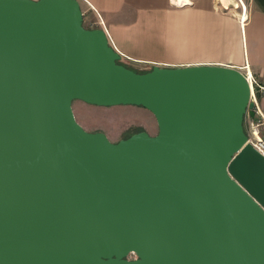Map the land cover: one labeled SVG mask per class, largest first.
<instances>
[{
    "label": "water",
    "instance_id": "95a60500",
    "mask_svg": "<svg viewBox=\"0 0 264 264\" xmlns=\"http://www.w3.org/2000/svg\"><path fill=\"white\" fill-rule=\"evenodd\" d=\"M121 59L80 0H0V264H264L244 73ZM77 99L143 106L158 133L113 142Z\"/></svg>",
    "mask_w": 264,
    "mask_h": 264
},
{
    "label": "crops",
    "instance_id": "0c3cea01",
    "mask_svg": "<svg viewBox=\"0 0 264 264\" xmlns=\"http://www.w3.org/2000/svg\"><path fill=\"white\" fill-rule=\"evenodd\" d=\"M219 1L80 0L83 12L103 21L116 49L132 62L237 69L248 64L264 84V0H249L245 22L241 9Z\"/></svg>",
    "mask_w": 264,
    "mask_h": 264
},
{
    "label": "rangeland",
    "instance_id": "374dc122",
    "mask_svg": "<svg viewBox=\"0 0 264 264\" xmlns=\"http://www.w3.org/2000/svg\"><path fill=\"white\" fill-rule=\"evenodd\" d=\"M220 1L222 3H220ZM220 1L219 3L222 7L229 8L232 11L241 9L242 13L243 8L241 0H233L232 2H228V0ZM243 1L248 6L249 0ZM89 13H86V17L84 16V25L87 28H91L90 21H96L95 14L91 13V11H89ZM129 65L138 71L143 70L141 67L145 70L150 68L147 67L146 64L132 61H130ZM261 104L264 107V97L261 99ZM73 110L77 121L86 130L92 132H104L113 142H118L121 139L128 138L132 134L142 130L148 131L151 135L157 134L159 130L155 115L143 106H99L77 99L73 102ZM130 256L135 257V254H131Z\"/></svg>",
    "mask_w": 264,
    "mask_h": 264
},
{
    "label": "built area",
    "instance_id": "2783aa9c",
    "mask_svg": "<svg viewBox=\"0 0 264 264\" xmlns=\"http://www.w3.org/2000/svg\"><path fill=\"white\" fill-rule=\"evenodd\" d=\"M84 16L86 17V13H84ZM90 23H91L90 24L91 28H96L98 25H101V27L105 30L110 43L115 47L112 38L107 28L105 27L103 21L99 23L96 21L95 22L90 21ZM121 55H122V59H121L122 62L125 63L126 65H129L130 61L132 60L122 53ZM240 70L246 76L251 88L250 103H252V107L247 108V112L244 118V125L247 134L246 143L251 144L255 149H257L261 154L264 155V107L261 104V99L264 97V84L261 83L252 73L250 74L248 72L250 71L248 64L244 66L243 69ZM250 110L253 111V115L250 114ZM129 258H134V257L129 256Z\"/></svg>",
    "mask_w": 264,
    "mask_h": 264
},
{
    "label": "bare ground",
    "instance_id": "6f19581e",
    "mask_svg": "<svg viewBox=\"0 0 264 264\" xmlns=\"http://www.w3.org/2000/svg\"><path fill=\"white\" fill-rule=\"evenodd\" d=\"M176 1H178V3H180V4H183V3H189V1L190 0H176ZM233 0H228V2H232ZM241 2H242V13L240 14V19H241V21L242 22H245V20H246V18H247V13H246V11H247V6H246V3L243 1V0H241ZM177 3V2H176ZM250 74L252 73L251 72V70L250 71H248Z\"/></svg>",
    "mask_w": 264,
    "mask_h": 264
},
{
    "label": "flooded vegetation",
    "instance_id": "af4514ba",
    "mask_svg": "<svg viewBox=\"0 0 264 264\" xmlns=\"http://www.w3.org/2000/svg\"><path fill=\"white\" fill-rule=\"evenodd\" d=\"M143 70H145L143 67H141Z\"/></svg>",
    "mask_w": 264,
    "mask_h": 264
}]
</instances>
